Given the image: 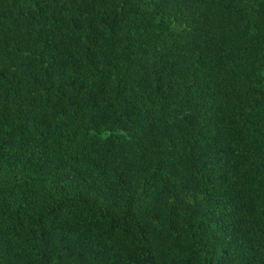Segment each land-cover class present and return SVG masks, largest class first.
<instances>
[{"label":"trees","instance_id":"trees-1","mask_svg":"<svg viewBox=\"0 0 264 264\" xmlns=\"http://www.w3.org/2000/svg\"><path fill=\"white\" fill-rule=\"evenodd\" d=\"M0 264H264V0H0Z\"/></svg>","mask_w":264,"mask_h":264}]
</instances>
